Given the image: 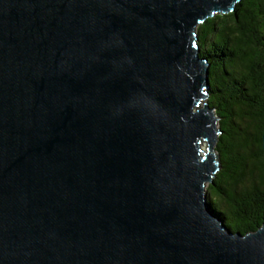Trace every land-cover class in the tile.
Segmentation results:
<instances>
[{
  "label": "water",
  "instance_id": "water-1",
  "mask_svg": "<svg viewBox=\"0 0 264 264\" xmlns=\"http://www.w3.org/2000/svg\"><path fill=\"white\" fill-rule=\"evenodd\" d=\"M239 1L0 0V264H264L207 191L197 26Z\"/></svg>",
  "mask_w": 264,
  "mask_h": 264
},
{
  "label": "trees",
  "instance_id": "trees-1",
  "mask_svg": "<svg viewBox=\"0 0 264 264\" xmlns=\"http://www.w3.org/2000/svg\"><path fill=\"white\" fill-rule=\"evenodd\" d=\"M197 35L221 128V167L207 191L226 224L246 234L264 224V0L239 1L200 23Z\"/></svg>",
  "mask_w": 264,
  "mask_h": 264
},
{
  "label": "rangeland",
  "instance_id": "rangeland-1",
  "mask_svg": "<svg viewBox=\"0 0 264 264\" xmlns=\"http://www.w3.org/2000/svg\"><path fill=\"white\" fill-rule=\"evenodd\" d=\"M203 143L206 145L205 148L203 149V153H206L208 149V143L206 141H204ZM203 143H202V147H203Z\"/></svg>",
  "mask_w": 264,
  "mask_h": 264
},
{
  "label": "bare ground",
  "instance_id": "bare-ground-1",
  "mask_svg": "<svg viewBox=\"0 0 264 264\" xmlns=\"http://www.w3.org/2000/svg\"><path fill=\"white\" fill-rule=\"evenodd\" d=\"M205 146H206V145L203 143V147H202V149H204V148H205Z\"/></svg>",
  "mask_w": 264,
  "mask_h": 264
}]
</instances>
